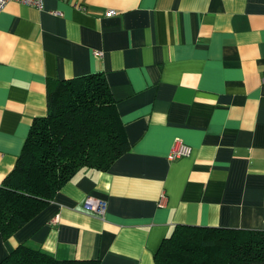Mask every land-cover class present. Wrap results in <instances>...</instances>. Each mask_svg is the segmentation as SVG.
Listing matches in <instances>:
<instances>
[{"label": "crops", "instance_id": "0c3cea01", "mask_svg": "<svg viewBox=\"0 0 264 264\" xmlns=\"http://www.w3.org/2000/svg\"><path fill=\"white\" fill-rule=\"evenodd\" d=\"M93 72L106 77L130 148L106 170L80 169L0 236V262L27 243L58 259L156 264L178 224L264 231V0L9 1L0 183L47 113L48 79ZM175 138L192 153L170 161ZM86 197L106 202L102 217Z\"/></svg>", "mask_w": 264, "mask_h": 264}, {"label": "trees", "instance_id": "16d2710c", "mask_svg": "<svg viewBox=\"0 0 264 264\" xmlns=\"http://www.w3.org/2000/svg\"><path fill=\"white\" fill-rule=\"evenodd\" d=\"M124 124L104 73L48 79L47 113L32 121L13 169L0 183V236L9 239L84 167L106 170L128 151ZM156 264H264V231L178 224ZM0 264H98L58 259L18 244Z\"/></svg>", "mask_w": 264, "mask_h": 264}, {"label": "built area", "instance_id": "2783aa9c", "mask_svg": "<svg viewBox=\"0 0 264 264\" xmlns=\"http://www.w3.org/2000/svg\"><path fill=\"white\" fill-rule=\"evenodd\" d=\"M9 1H16L20 4H26L35 6L36 8L41 9L43 6L44 0H0V10L5 7V5ZM114 10H108L105 15L112 16L114 15ZM96 55L100 54V52H95ZM192 153V148L188 144L184 143L181 139L175 138L168 153V160H175L178 158L189 156ZM163 200H160L159 204L161 205ZM83 207L86 211H89L97 216H103L106 210V202L102 199L98 198H90L86 197L83 200Z\"/></svg>", "mask_w": 264, "mask_h": 264}]
</instances>
